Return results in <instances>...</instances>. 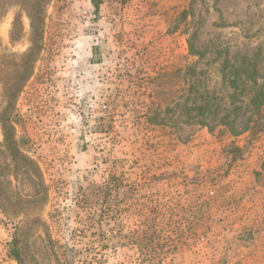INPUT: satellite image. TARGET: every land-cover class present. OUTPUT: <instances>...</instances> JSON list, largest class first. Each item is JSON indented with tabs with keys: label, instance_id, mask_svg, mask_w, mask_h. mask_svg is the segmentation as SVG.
I'll return each mask as SVG.
<instances>
[{
	"label": "rangeland",
	"instance_id": "1",
	"mask_svg": "<svg viewBox=\"0 0 264 264\" xmlns=\"http://www.w3.org/2000/svg\"><path fill=\"white\" fill-rule=\"evenodd\" d=\"M258 112L264 0H0V264H264Z\"/></svg>",
	"mask_w": 264,
	"mask_h": 264
},
{
	"label": "trees",
	"instance_id": "2",
	"mask_svg": "<svg viewBox=\"0 0 264 264\" xmlns=\"http://www.w3.org/2000/svg\"><path fill=\"white\" fill-rule=\"evenodd\" d=\"M91 1V4L93 5V7L95 8V11H98L99 10V8H100V6H101V4H102V2H103V0H90ZM30 19H31V26H32V30H33V42H32V49H31V51L30 52H33L34 50H36L37 51V49L39 48L38 47V43H35L34 42V40H35V34H37L38 32H37V29H38V27H37V21L38 20H40L39 19V17L38 16H32L31 15V17H30ZM193 49V48H192ZM259 122H261V123H263L264 122V113H259L258 112V114H257V119H256V122L253 124V127L251 128V132L254 134L255 132H256V130L259 128L258 127V125H259ZM1 123H3V131H5V133H4V138L6 139V140H9V139H11L10 137H11V134H10V131H9V127H7V125L5 124L6 122H5V120H3V121H1ZM10 134V135H9ZM13 140V139H12ZM12 144H13V142H12ZM9 149H10V147H9ZM234 151H235V153H236V158H240V157H242V151L239 149V148H234L233 149ZM23 157V156H22ZM24 159L25 158H23V160H22V158H17L16 156L14 157V159H13V163L15 164V166L16 167H21V165H24V166H22V167H24L25 169L27 168L26 167V164H28V163H32L31 161H29L27 158L25 159V161H24ZM23 161V163L24 164H21L20 162H22ZM29 161V162H28ZM26 170H29L28 168L26 169Z\"/></svg>",
	"mask_w": 264,
	"mask_h": 264
}]
</instances>
